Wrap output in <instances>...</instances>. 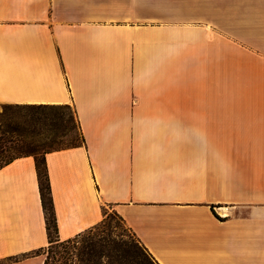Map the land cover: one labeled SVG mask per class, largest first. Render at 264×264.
<instances>
[{
	"label": "crops",
	"instance_id": "1",
	"mask_svg": "<svg viewBox=\"0 0 264 264\" xmlns=\"http://www.w3.org/2000/svg\"><path fill=\"white\" fill-rule=\"evenodd\" d=\"M0 104L74 111L83 142L44 153L60 240L111 208L157 264H264V0H0ZM47 242L22 155L0 261Z\"/></svg>",
	"mask_w": 264,
	"mask_h": 264
},
{
	"label": "rangeland",
	"instance_id": "2",
	"mask_svg": "<svg viewBox=\"0 0 264 264\" xmlns=\"http://www.w3.org/2000/svg\"><path fill=\"white\" fill-rule=\"evenodd\" d=\"M80 139L76 117L69 106L0 104V143L4 159L24 154L40 159L45 151L80 143ZM105 216L104 225L82 232L67 247L72 252V264H109L121 255L122 264H148L136 256L137 239L121 218L111 208L105 209ZM101 253L110 254L113 260ZM9 262L1 260L0 264Z\"/></svg>",
	"mask_w": 264,
	"mask_h": 264
},
{
	"label": "trees",
	"instance_id": "3",
	"mask_svg": "<svg viewBox=\"0 0 264 264\" xmlns=\"http://www.w3.org/2000/svg\"><path fill=\"white\" fill-rule=\"evenodd\" d=\"M25 106L55 107V106H50V105H25ZM59 106H66V105H59ZM76 123H77V120H76ZM77 126L79 128L78 123H77ZM80 137H81L80 143L73 144L70 146H77L83 142L84 139H83L81 130H80ZM65 147H69V146H65ZM59 148H62V147H59ZM59 148H53L51 150L59 149ZM2 151H3L2 144L0 143V167L10 162L14 158L19 157V156H15V157L4 159V157L1 156ZM24 155H32V154H24ZM32 156L35 159L40 199H41V204H42V208L44 211L48 242L46 246L40 249H37V250H33L29 253H26L23 256L27 257L30 255H35V254H43L44 260L42 264H72V261H73L72 252L70 250H67V247L70 244L74 243L75 239L81 233L75 235L72 238H68L65 240L59 239L58 233H57V224H56V219H55V214H54V209H53V202H52V197L50 194V184H49L48 174H47L46 166H45L44 154L42 155L40 159L37 158V156L35 155H32ZM106 222L107 220L105 216L100 223L90 228L89 230L95 229L96 227L100 225H104ZM135 247L137 248L136 256L139 257L142 261H146L148 264H157L156 261L151 256V254L146 250V248L142 244H140L138 240H136L135 242ZM78 255L79 254L77 253L75 256L78 257ZM101 256H104L107 259L113 260L112 256L108 253H101ZM120 257H121L120 259H114L113 260L114 262L109 261V264H122V255ZM14 259H17V258H14ZM91 264H95V263L92 262Z\"/></svg>",
	"mask_w": 264,
	"mask_h": 264
}]
</instances>
